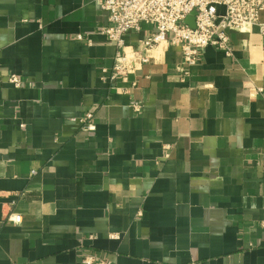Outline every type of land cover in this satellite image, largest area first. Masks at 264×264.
<instances>
[{
    "label": "crops",
    "instance_id": "obj_1",
    "mask_svg": "<svg viewBox=\"0 0 264 264\" xmlns=\"http://www.w3.org/2000/svg\"><path fill=\"white\" fill-rule=\"evenodd\" d=\"M107 24L101 0H0V264H264L259 25L184 76L177 45L134 56L143 23L124 79Z\"/></svg>",
    "mask_w": 264,
    "mask_h": 264
},
{
    "label": "built area",
    "instance_id": "obj_2",
    "mask_svg": "<svg viewBox=\"0 0 264 264\" xmlns=\"http://www.w3.org/2000/svg\"><path fill=\"white\" fill-rule=\"evenodd\" d=\"M101 7L108 13V24L101 32L117 46L113 77L121 75L127 79L130 67L126 64L125 35L139 31L143 23L153 24L155 31L142 41L140 51L134 52V56L147 62L145 52L148 50L163 43L177 45L183 54L184 76L189 75L202 50L208 46L232 55L231 40L226 32L228 28L259 25L264 37V25L260 23L264 0H101ZM191 15H194V26L186 21ZM8 81L16 87L26 83L15 74H11ZM132 105L135 110L141 107L139 102ZM93 117V112L88 111L80 118L86 131L95 130ZM8 219L14 223L21 222L19 215H10ZM83 261L87 264H113L109 259L95 255L85 256Z\"/></svg>",
    "mask_w": 264,
    "mask_h": 264
},
{
    "label": "water",
    "instance_id": "obj_3",
    "mask_svg": "<svg viewBox=\"0 0 264 264\" xmlns=\"http://www.w3.org/2000/svg\"><path fill=\"white\" fill-rule=\"evenodd\" d=\"M187 23H189L191 26H194V15H191L187 18Z\"/></svg>",
    "mask_w": 264,
    "mask_h": 264
}]
</instances>
